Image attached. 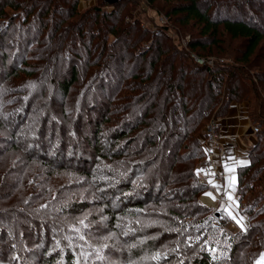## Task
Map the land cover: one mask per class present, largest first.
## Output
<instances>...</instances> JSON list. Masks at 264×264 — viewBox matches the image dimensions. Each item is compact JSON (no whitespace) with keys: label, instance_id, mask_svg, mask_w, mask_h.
<instances>
[{"label":"trees","instance_id":"1","mask_svg":"<svg viewBox=\"0 0 264 264\" xmlns=\"http://www.w3.org/2000/svg\"><path fill=\"white\" fill-rule=\"evenodd\" d=\"M79 1L0 0V96L9 93L12 100L9 110H0V126L16 134L15 129L24 125V135L21 134L27 141L32 135L30 144L37 148V154L33 155L59 168L66 167L68 160L73 158L71 151H85L87 147L91 156L96 158L128 152V149L110 147L120 139L125 140L128 148L134 138L126 140L127 130L139 125L148 129L151 139L146 138V142L153 140L156 144L173 134L175 143L171 144L172 147L184 148L185 157L201 158L198 164H204L208 163L202 147L205 123L211 116L224 115L233 103H245L253 126V141L245 151L247 162L237 171V202L240 212L246 216V227L233 233L224 231L227 234L224 246L211 252L215 245L211 239L216 231L213 225L216 215L211 207L198 199V192L206 188V183L200 182L195 170L197 162L191 159L187 164L193 183L190 201L192 209L197 208L204 215L195 219L191 227L186 226V238L182 237L171 245L174 251H169L168 255L155 254L159 260L155 264L176 260L180 255H183L181 264H235L241 244H247L248 237L257 229L264 240V18L253 11L264 13V0H117L114 3L96 0L83 8H79ZM138 2L150 6L161 2L158 8L154 7L156 11L163 8L165 15L179 25L191 30L195 28L188 41L192 50L200 56H226L233 63L215 61L212 66L199 65L176 47L164 43V38L170 37L167 25L140 27L137 17L125 20ZM5 7L13 12L8 13ZM128 47L131 49L127 50ZM145 55L151 56L149 71L159 69L174 74L169 77L167 91L173 94L176 103L182 102L184 106L187 129L181 134L176 132L170 117L166 120V117L156 119L153 116L150 125V107L143 110L140 102L137 103L140 95L142 101L147 98L142 83L152 76L150 73L140 75V67L131 57ZM128 59L131 65L126 76L132 81L125 82L123 65ZM164 62H167L166 66ZM21 73L24 77L16 80ZM5 82L9 85H3ZM124 88L129 89L128 93L122 95L120 101H114L118 89ZM70 92L72 96L67 101ZM58 94L62 106L68 103L70 114H65L62 107L64 121L51 111L29 117L36 98H54V103H58ZM172 108L168 110L172 112ZM107 121L109 123L105 124ZM55 125L59 130L57 135L53 134ZM68 126L71 127L70 137L75 139L71 145L66 138L67 132L62 130ZM16 137L8 138L13 147H18ZM48 147L51 153H45ZM176 154L177 150L173 155ZM93 163L94 160L91 165ZM142 164L147 165L146 162ZM132 165L133 169L140 166L137 162ZM117 169H114L116 179L101 181L108 186V194L117 200L118 206L114 210H120L124 197L120 173L127 171L129 175L133 170ZM147 175L137 179V184L145 188L138 192L142 199L128 196L134 201L123 209L142 208L146 202L153 205L164 203L158 192L166 183L144 186L142 180ZM132 188L139 187L135 184ZM179 218L170 224L181 229L184 226ZM4 227L0 226V232ZM155 240H147L149 249L156 248L153 245ZM53 252H42L41 264H51L58 261V257L62 264H76L72 246H63L55 255ZM162 256L166 257L165 260ZM21 258L15 253L11 262L32 264L30 255L26 260V257ZM242 260L250 264L247 252L241 253L238 261Z\"/></svg>","mask_w":264,"mask_h":264},{"label":"rangeland","instance_id":"2","mask_svg":"<svg viewBox=\"0 0 264 264\" xmlns=\"http://www.w3.org/2000/svg\"><path fill=\"white\" fill-rule=\"evenodd\" d=\"M95 1L80 0L78 6L83 8L86 5L95 3ZM159 3L161 4V2ZM159 3L155 2V5L150 6L143 2H138L134 7L133 13L126 15L125 20H133L137 17L140 27L153 28L167 25V32L170 37L169 39L164 38V43L176 47L199 65L212 66L215 61L233 63V60L226 56H200L195 50H192L188 46V41L191 37L190 34L193 33L195 28L191 30L179 25L165 15L163 8L159 7L156 11L154 7L160 6ZM5 11L8 13L13 12L8 7H5ZM253 11L264 18L263 12ZM130 49L128 47L127 50ZM131 58L135 59L134 62L139 65L138 72L140 75L150 73V76H152L150 80L142 83L147 98L142 101V99L140 100V95L137 102L138 104L140 102V108L143 110L150 107L148 117L150 125L153 123L151 118L153 116L156 119L166 117V120L170 117L175 124L176 132L180 134L184 132L187 129L184 106L182 102L176 103L173 94L167 91L169 77L174 74L167 71L163 72L159 69L157 71L152 69L149 71L147 68H149L150 55H145L142 58L140 56ZM163 64L166 66L167 62ZM130 65L131 60L129 59L123 65L125 67V82L132 81L126 76ZM19 77L23 78L24 74H19L15 77L16 80ZM3 85H9V82H5ZM128 91L129 89L127 88L118 89L113 100L116 102L120 101L122 95H126ZM71 96L72 92H70L67 101L71 99ZM55 97L57 98V96ZM36 99L31 106V115L29 117L51 111L52 115H56V117L64 121L65 119L62 117H65L67 113L70 114L69 108H67L68 103L64 106L59 103V94L58 103H54V98H45V96ZM114 101L112 102L114 103ZM11 102L9 93L0 96V110H9ZM234 104L237 107L243 106L242 113L244 117L242 121L245 125L243 126L244 131L242 134L232 136V138L234 144L238 148L241 145L242 151L245 153L247 146L253 141V126L245 103H233L224 115L211 116L204 127L210 123H215L216 125L223 118L228 117ZM171 106L173 107L172 112L168 110ZM62 107L65 108V114L62 112ZM233 121L234 124H237L238 119L233 118ZM107 123L109 121L105 124ZM22 129H24V125L19 126L17 130L15 129V134L10 132L9 128L6 129L0 126V137H2L0 138L2 140V142L0 140V226H5L1 229L3 232L6 231V235L0 232V264H13L11 259L15 256V253L22 257L21 260L24 259L23 257H26L25 260L28 259L30 255L32 264H41L39 258L42 252H53L54 250L53 255H55L57 251L62 250L63 246L73 247L76 253L74 259L76 264H155L159 261L155 254L159 252L162 255H168L169 251H174L171 249V245L177 243L180 238L185 237L187 233L186 226L190 225L191 227L195 219L204 215L201 210L197 208L194 210V207L192 209L193 204L190 201V195L193 183H191L192 179L189 176L187 164L191 159L196 161L195 170L198 172L199 169L206 170V167H208L207 162L198 164L201 163V158L196 159L193 157L188 159L184 155L186 151L184 148L172 147L171 144L175 143L173 134L156 144L153 140L149 141L152 143L150 144L145 141L146 138L151 139L148 129H145L143 125H139L133 130L126 129V140L129 141L134 138L128 144V148L125 145V140H116L112 146L109 143L110 149L115 147L116 149L124 148L123 150L128 149V152L114 157L96 158L91 156L90 148L87 147L85 151H71L70 156L74 159L68 160L66 167L59 168L58 166H51L33 155V153L37 154V148L34 144H30L32 135L27 141L23 137L24 131ZM62 130L67 132L66 138L69 139L67 140L70 142L69 145L75 143V139L70 137L71 127L68 126V128H63ZM58 132V126L55 125L53 134L57 135ZM216 133L221 145L218 150L224 154L225 143L220 139L218 129H216ZM15 136H18V138H15L18 147H13L8 141L10 137L14 138ZM75 147L78 149L77 143ZM168 148L170 151L167 150ZM47 150L48 152L45 151V153L52 152L49 147ZM176 150L177 154L174 156L173 153ZM93 160L94 163L91 165ZM134 162H137L140 166H136L133 169L132 164ZM141 162L151 163L143 165ZM109 163L116 164V166L111 167ZM129 168L133 169L129 174L132 178H129V172L127 173V171L121 172L119 177L124 183L122 184L124 188L122 186L123 193L121 194H124V197L128 200L122 197L124 204L121 202L123 205L120 203V210H114L118 206L117 200L112 198L111 194H108V186L105 182L101 183V181L116 179L114 174H117L114 169L118 171L120 169L128 170ZM100 171L103 172L101 173ZM204 172H199L198 178L200 182L207 183L205 178L207 174ZM143 175H147L142 180L144 186L150 183H166V186L158 192L164 203L153 205L152 202H146L142 208L130 207L123 209L124 206H127V203L134 201L132 199L129 200L128 196L142 199V195H139V193L145 188L142 189V186L137 184V179ZM128 181H130L129 186H127ZM135 184L139 187L136 190L132 188ZM153 188L157 189V186H153ZM207 188L206 185L205 189L201 190L200 193L198 192L199 201L211 207L213 212L222 211L224 218L227 220L224 228L217 227L216 217L213 221L216 231L211 239L215 244L211 252H214L224 246L227 238L225 232L233 233L239 229L242 230L246 227L247 221L243 227L241 224L238 225L233 219L228 218L224 210L220 208V199L217 195L212 194L216 197V205L215 203H213L214 205L209 204L207 199L212 198L205 195L206 192H210L207 191ZM235 190L237 197V182ZM236 209L246 219V216L238 208V202ZM185 215L188 216L184 218ZM178 217H180L179 219L184 226L181 229L170 224L173 219L179 221ZM158 238L162 240H158ZM150 239H156L153 242L156 248L149 249L147 247V240ZM242 252H247L250 264H257L258 261L264 264V261H261V255L264 254V240L259 229L248 237L247 244H241V248L237 252L239 257ZM165 258V256H162V259L165 260ZM182 258L183 255H180L176 257V260L171 259L161 264H170L173 261L181 264L180 259ZM238 258L235 264H245L246 261L243 262L242 260L240 262L241 260L238 261ZM62 262V259L58 257V261L54 260L51 264H62Z\"/></svg>","mask_w":264,"mask_h":264},{"label":"crops","instance_id":"3","mask_svg":"<svg viewBox=\"0 0 264 264\" xmlns=\"http://www.w3.org/2000/svg\"><path fill=\"white\" fill-rule=\"evenodd\" d=\"M232 109L230 110L229 116L223 118L220 122L217 123V129L220 136V139L225 143L224 145V155H225V162L222 166L221 173L216 174L214 171H212L209 167H206L205 176L207 180V191H210L213 195H217V197L220 199L219 205L220 208H222V204L224 207H228L231 205V208L229 209L232 214L236 217L237 220H240V224L244 227L246 224V219L244 216H242L236 209L237 204V197L235 191L232 192V195L235 200V204H232L231 201H228L226 198V193L231 191V189L228 187V179L231 176L235 177V180L237 182V171L238 168L242 165H244L247 162L246 154L242 151L241 145H239V148L234 144L232 136L241 135L244 131L243 126L245 125L242 121L243 113V106L237 107L236 104L233 105ZM233 118L238 119L237 124H234ZM242 122V123H240ZM250 137V136H248ZM242 139V138H241ZM228 166L229 168L234 169L233 172L229 173L225 171V166ZM209 180H211L214 184L222 186L220 191L217 190V188H214L212 184H209ZM235 189H236V183H235ZM221 198H220V197ZM216 205V202L214 199H212ZM214 205V204H213ZM223 209V208H222ZM235 221V220H234Z\"/></svg>","mask_w":264,"mask_h":264},{"label":"built area","instance_id":"4","mask_svg":"<svg viewBox=\"0 0 264 264\" xmlns=\"http://www.w3.org/2000/svg\"><path fill=\"white\" fill-rule=\"evenodd\" d=\"M205 134L202 137V147L206 154L205 158L208 161V167L216 174L221 173V167L225 162V155L218 148H221L220 141L217 139L215 123H210L205 127ZM216 225L219 228L226 226L227 220L222 212L217 211Z\"/></svg>","mask_w":264,"mask_h":264},{"label":"snow or ice","instance_id":"5","mask_svg":"<svg viewBox=\"0 0 264 264\" xmlns=\"http://www.w3.org/2000/svg\"><path fill=\"white\" fill-rule=\"evenodd\" d=\"M202 171H205V170H203V169H199V170H198V174H199V172H202ZM225 171L231 173V172L234 171V169L229 168V167L226 165V166H225ZM208 182H209V184H212V186H213L214 188H217L218 191H220V189L222 188V186L214 184L211 180H209ZM235 183H236L235 177H234V176H231V177L228 179V187L231 189V191H229V192L226 193V198H227L228 201H231L232 204H235V200H234V197H233V195H232V192L235 191ZM205 195H206V196H210V197H211L212 199H214V200L216 199V197L213 196L212 193H210V192H206ZM222 208H223V210H224V212L226 213V216H227L228 218H231V219L235 220V222H236L238 225L240 224V220H237L236 217H235V216L232 214V212L229 210V209L231 208V205H229L228 207H224L223 204H222ZM261 261H264V254L261 255ZM257 264H261V262L258 261Z\"/></svg>","mask_w":264,"mask_h":264},{"label":"water","instance_id":"6","mask_svg":"<svg viewBox=\"0 0 264 264\" xmlns=\"http://www.w3.org/2000/svg\"><path fill=\"white\" fill-rule=\"evenodd\" d=\"M104 1H106V2H108V3H114V2L117 1V0H104ZM215 215H217V212H215Z\"/></svg>","mask_w":264,"mask_h":264},{"label":"bare ground","instance_id":"7","mask_svg":"<svg viewBox=\"0 0 264 264\" xmlns=\"http://www.w3.org/2000/svg\"><path fill=\"white\" fill-rule=\"evenodd\" d=\"M211 198V197H210ZM206 201V200H205ZM207 202L209 203V204H213L214 203V201L212 200V199H207Z\"/></svg>","mask_w":264,"mask_h":264}]
</instances>
